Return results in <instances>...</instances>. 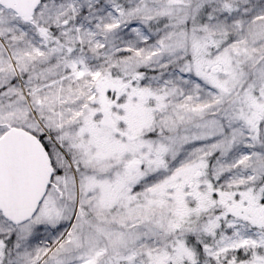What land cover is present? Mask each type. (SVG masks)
<instances>
[{
	"label": "snow or ice",
	"instance_id": "obj_1",
	"mask_svg": "<svg viewBox=\"0 0 264 264\" xmlns=\"http://www.w3.org/2000/svg\"><path fill=\"white\" fill-rule=\"evenodd\" d=\"M0 264H264V0H0Z\"/></svg>",
	"mask_w": 264,
	"mask_h": 264
}]
</instances>
